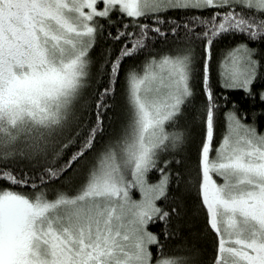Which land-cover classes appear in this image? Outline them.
Segmentation results:
<instances>
[{
    "label": "snow or ice",
    "instance_id": "snow-or-ice-1",
    "mask_svg": "<svg viewBox=\"0 0 264 264\" xmlns=\"http://www.w3.org/2000/svg\"><path fill=\"white\" fill-rule=\"evenodd\" d=\"M101 19L123 24L108 33L122 47L97 65L91 53ZM181 30L184 47L158 53L142 74L125 76L127 123L97 151L123 60ZM238 35L264 42V0H0V264H153L152 246L155 264H190L188 256H166L148 227L162 223L167 239L174 235L169 222L179 215L178 205L166 210L157 202L172 199L173 177L177 187L183 179L169 171L181 161L161 157L185 143L183 132L166 125L175 128L194 98V41L203 48L206 99L196 186L217 236L214 264H264V133L244 123L234 105L216 139L214 47ZM256 56L245 43L222 53L216 65L221 94L252 95L262 66ZM93 71L106 83L95 96V123L82 126L75 109ZM259 96L264 101V92ZM17 159L40 167L15 169ZM152 172L159 173L155 183ZM58 181L65 183L49 198ZM184 183L192 186V178ZM133 189L140 200L132 199Z\"/></svg>",
    "mask_w": 264,
    "mask_h": 264
},
{
    "label": "trees",
    "instance_id": "trees-1",
    "mask_svg": "<svg viewBox=\"0 0 264 264\" xmlns=\"http://www.w3.org/2000/svg\"><path fill=\"white\" fill-rule=\"evenodd\" d=\"M102 7V5H98ZM128 20L125 19L124 23ZM104 24L102 33L97 38L94 51L91 53L93 61L99 65L110 50L112 56L119 54L122 47L121 43L115 42L108 33L114 36L117 29L123 30V24L117 21L113 25H109L101 19ZM164 30H168V26H164ZM187 41L181 30L179 35L174 37L170 33L167 40L160 38L154 44L150 45L143 53L136 56L125 58L123 60L120 72L119 82L114 85L115 93L108 101L110 107L104 116V132L98 137L96 150L100 151L107 143L119 136L128 120V105L126 100V82L125 76L135 70L137 73H143V65L152 56L158 53L162 54L176 47H184ZM245 43L249 47L257 49L256 58L261 61V67L258 71L257 80L252 87V95L248 96L243 90L225 91L221 94L219 83L216 75V65L222 53L237 44ZM191 47L194 49L196 58L195 67L196 75L192 81L194 89V98L186 108L184 115L179 119L175 128L166 125V131H181L185 135V143L182 149L170 152L161 157L164 159H179V165L173 163L169 166L172 173L179 172L183 179L180 181L179 187L173 177L170 185V199L167 202L158 201V205L165 207L166 210L173 205H178L179 215H173L169 222V230L174 235L165 239L163 235V224L156 223L149 225L148 231L157 233L161 243L164 246V254L166 256H188L191 258L190 264H214L217 255V236L207 226V216L205 209L201 205V200L197 190V173H198V156L200 145L203 140L204 127L202 122V112L206 99L202 84V56L203 48L199 42H192ZM211 83L217 93V103L220 105L216 125V139H220V134L224 131V113L235 110L246 124H254L259 132L264 130V101L260 100L259 93L264 92V42L256 43L249 41L246 36H225L217 41L214 47V59L212 61ZM106 83V77L97 76L93 71L92 80L89 86L84 90L81 100L75 109V123L87 126L95 123V115L93 105L97 90H102L103 84ZM227 97V100L224 97ZM79 131V129H77ZM21 144L19 147H23ZM72 151H75L73 148ZM67 155H71L69 152ZM93 153H89L90 160ZM67 158V157H65ZM15 169L30 170L39 168L40 165L35 160L17 159L11 165ZM85 162L82 161L76 168L83 171ZM72 175V173H69ZM192 178V186L186 185L184 180L188 177ZM159 179V173L152 172L149 175V182L155 183ZM65 182L58 181L49 186V198L53 197V190L62 188ZM153 253V264H155L156 248L151 247Z\"/></svg>",
    "mask_w": 264,
    "mask_h": 264
},
{
    "label": "rangeland",
    "instance_id": "rangeland-1",
    "mask_svg": "<svg viewBox=\"0 0 264 264\" xmlns=\"http://www.w3.org/2000/svg\"><path fill=\"white\" fill-rule=\"evenodd\" d=\"M262 133H264V130H263ZM129 179H130V177H129ZM131 196H132V199L133 200H137L138 201V200L141 199V195H140L139 191L138 190H135V189L132 190Z\"/></svg>",
    "mask_w": 264,
    "mask_h": 264
}]
</instances>
